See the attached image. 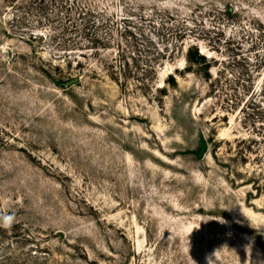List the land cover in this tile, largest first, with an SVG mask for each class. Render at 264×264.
I'll return each mask as SVG.
<instances>
[{"label": "rangeland", "instance_id": "1", "mask_svg": "<svg viewBox=\"0 0 264 264\" xmlns=\"http://www.w3.org/2000/svg\"><path fill=\"white\" fill-rule=\"evenodd\" d=\"M34 1L0 0V264H264V0Z\"/></svg>", "mask_w": 264, "mask_h": 264}, {"label": "trees", "instance_id": "2", "mask_svg": "<svg viewBox=\"0 0 264 264\" xmlns=\"http://www.w3.org/2000/svg\"><path fill=\"white\" fill-rule=\"evenodd\" d=\"M37 0H35L34 2H36ZM41 1V3H45L46 0H39ZM54 5H55V9L57 10V12L62 13L63 9H65V1L63 0H54ZM44 8V7H43ZM67 9V8H66ZM91 11L90 9L88 10H82L80 12V14H84V15H91ZM84 30H86L88 32L91 31L92 29H96L95 27V23L91 22V20H88V22H86V24L83 26ZM87 41L91 44V45H97L100 44L102 42V38L100 36H98L97 34H93V36H89V38H87ZM96 47V46H93ZM199 57V55H198Z\"/></svg>", "mask_w": 264, "mask_h": 264}, {"label": "clouds", "instance_id": "3", "mask_svg": "<svg viewBox=\"0 0 264 264\" xmlns=\"http://www.w3.org/2000/svg\"><path fill=\"white\" fill-rule=\"evenodd\" d=\"M2 222H3V226H4L5 228H8V227L11 226V224H12V222H13V217H11V216H4V217L2 218Z\"/></svg>", "mask_w": 264, "mask_h": 264}, {"label": "water", "instance_id": "4", "mask_svg": "<svg viewBox=\"0 0 264 264\" xmlns=\"http://www.w3.org/2000/svg\"><path fill=\"white\" fill-rule=\"evenodd\" d=\"M204 152H205V143L202 141L199 155H202Z\"/></svg>", "mask_w": 264, "mask_h": 264}]
</instances>
